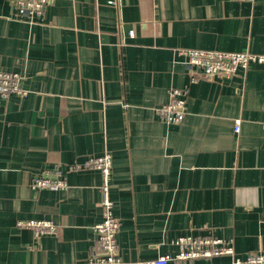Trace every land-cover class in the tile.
Instances as JSON below:
<instances>
[{"label":"crops","instance_id":"0c3cea01","mask_svg":"<svg viewBox=\"0 0 264 264\" xmlns=\"http://www.w3.org/2000/svg\"><path fill=\"white\" fill-rule=\"evenodd\" d=\"M179 48L264 55V0H52L33 25L0 0V72L28 93L0 113V264H89L101 173L68 166L105 154L126 264L176 255L182 236L264 252V62L209 78ZM176 88L186 114L168 124L157 110ZM55 167L68 190L32 188ZM32 219L59 234L17 226Z\"/></svg>","mask_w":264,"mask_h":264},{"label":"built area","instance_id":"2783aa9c","mask_svg":"<svg viewBox=\"0 0 264 264\" xmlns=\"http://www.w3.org/2000/svg\"><path fill=\"white\" fill-rule=\"evenodd\" d=\"M13 11L20 19L29 24L43 23L46 11L52 0H7ZM249 1L254 0H238ZM176 55L182 63L190 69L192 74L200 72L205 77H219L229 79L234 77L239 70H247L251 64H262L264 55L250 52L234 53L226 51H209L197 49L176 50ZM196 71V72H194ZM194 77V76H193ZM23 77L18 73L0 72V113L3 103L11 95L24 97L28 93L22 87ZM187 90L172 89L170 101L157 110L158 115L168 124H179L186 114ZM264 126V123H263ZM240 123H236L235 131L240 132ZM95 169L101 173V206L103 220L93 227L96 238L91 249L89 264H126L119 256L117 235L121 228L120 220L114 215V202L110 197V185L113 173V159L109 154L100 157H88L83 163L68 166V172ZM32 188L38 190L65 191L69 185L65 174L59 167L47 169L37 175L32 181ZM21 229L33 232L35 239L42 236H56L59 226L51 220H21L17 223ZM178 246L176 255L160 256L154 260L139 264H194L197 259H211L215 257H230L231 264H264V252H252L241 257L231 242L213 236L192 237L182 236L173 242Z\"/></svg>","mask_w":264,"mask_h":264}]
</instances>
